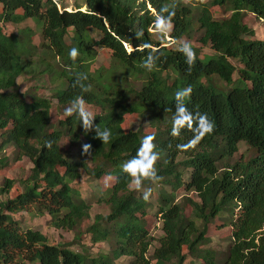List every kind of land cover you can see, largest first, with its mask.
I'll return each instance as SVG.
<instances>
[{
	"label": "trees",
	"instance_id": "trees-1",
	"mask_svg": "<svg viewBox=\"0 0 264 264\" xmlns=\"http://www.w3.org/2000/svg\"><path fill=\"white\" fill-rule=\"evenodd\" d=\"M190 1L202 6L200 41L211 44L215 55L171 47L193 29V9L180 0H86L73 9L62 0H0V175L8 167L3 156L8 146L16 149L15 161L28 157L33 164L24 189L0 201V264H115L124 256L135 264H184L189 257L201 264H264V41L253 39L255 31L244 23L247 13L264 19V0H213L210 6ZM222 6L231 16L217 20L211 9ZM30 19L42 22L50 56L65 65L60 73L65 84L55 97L74 113L58 125L49 99L28 98L18 88L36 48L8 35L4 24ZM158 24L171 26V45L153 39L150 30ZM97 49L110 51L121 79L106 81L102 72H92ZM213 77L224 86L218 88ZM131 79L142 80L141 88ZM83 104L93 109L84 113ZM135 114L146 117L155 133L126 129V117ZM66 138L80 146L77 158L64 155ZM242 142L256 156L232 165ZM179 156L185 160L178 162ZM88 158L96 162L93 170ZM82 172L113 179L106 198L111 213L97 215L88 229L95 244L116 241L112 257L52 245L14 217L35 208L56 229H78L91 212L74 187ZM134 182H161L173 192L185 188L200 199L188 198L192 219L173 194L159 191L161 205L153 217L162 222L163 236L150 258L153 237L145 221L150 202L131 190ZM4 187L3 193L17 189L11 179ZM221 218L227 223L220 228H228L231 238L224 262L214 250L202 249L210 223Z\"/></svg>",
	"mask_w": 264,
	"mask_h": 264
},
{
	"label": "rangeland",
	"instance_id": "rangeland-1",
	"mask_svg": "<svg viewBox=\"0 0 264 264\" xmlns=\"http://www.w3.org/2000/svg\"><path fill=\"white\" fill-rule=\"evenodd\" d=\"M63 4L68 9H73L77 6H83L86 0H62ZM213 0H204L205 6H210ZM183 5H189L193 9V29L190 35L183 39L176 41L171 47L174 49L179 48H197L201 57L215 55V51L212 49L211 44L204 45L201 43L203 32L199 26V16L202 11V6H195L190 0H180ZM213 17L217 20L227 19L231 16V10L225 7H214L211 9ZM244 23L255 31V37L253 39L264 41V19L258 18L251 13L245 15ZM42 22L37 19H30L21 24H4V30L8 35H17L23 40L29 41L31 47H35V54L29 57L31 60V68L23 76L17 80L19 91L26 95L28 98L32 96L43 97L49 99L52 104V120L55 125H58L59 121L64 119L66 115H72L74 109L70 106H63L58 103L56 99V93L58 89L65 84L64 78L60 76V73L64 69L65 65L59 61L58 58H52L47 48L48 41L43 39L42 36ZM171 26H165L158 24L154 26L150 32L156 42L167 43L171 45L174 41L169 35ZM72 34L66 38L67 45L71 44ZM96 40L99 39L98 34H94ZM168 45V46H169ZM231 62L239 69L241 64L238 60L231 59ZM92 72H102L105 75V80L118 81L121 79L122 72L118 70L114 61L112 60L111 53L107 49H97L95 60L92 62ZM237 78V76H235ZM132 85L137 89L142 86V80H130ZM208 83L207 80H204ZM212 82L218 87L224 86V83L218 77H213ZM225 92V91H224ZM226 93V92H225ZM82 109L90 111L89 106L83 104ZM100 109L96 110L99 114ZM95 113V112H94ZM125 128L134 131L141 130L143 134L152 135L156 129L152 127L147 118L142 114H135L126 117ZM1 135V134H0ZM1 144V136H0ZM80 146H73L70 143L69 138H66L62 142V151L66 156H73L77 158L79 156ZM16 149L13 146L5 148L3 156L9 158L8 167L0 175V201H7L17 196V192L24 189V182L30 177L31 170L33 168L32 161L28 157H23L20 161H15ZM256 156V151L248 144L242 142L239 145V151L233 155L230 163L236 164L238 162H247ZM185 160L184 156H179L178 162ZM226 164V161L218 162L217 165L222 169ZM88 165L91 170L96 166L91 158H88ZM191 169L185 170L183 181L185 184L189 181ZM6 179H11L15 182L17 189L4 192V183ZM112 178L96 179L88 173L82 172L81 179L74 183V187L80 192L81 197L91 205L90 218L83 221L81 226L74 230L68 231L64 229H56L51 224V218L45 214L43 216L38 215L35 208H31L29 212H21L15 214V219L19 220L23 229H33L40 231L47 238L48 242L52 245H69L70 249L74 251L84 250L92 257L101 255L111 256L116 247V241L110 239L108 241L95 244L91 241V236L88 234V229L94 224L95 217L97 215L108 216L111 213L109 203L106 201L107 188L111 186ZM131 190L135 191L137 195H144L150 202V206L147 209L146 226L150 229V236L153 237L152 245L149 248L147 258H150L156 247L159 246L158 239L163 236L162 222L154 223V215L158 212L161 201L159 198V191L163 190L170 196L175 198V202L182 204L186 208V214L189 218L196 219L193 213V208L188 204V198L194 201H200L197 193L188 191L185 188H181L173 192V187L161 182H134L130 186ZM224 223H227L226 218L214 219L210 223V229L208 231L209 243L204 245L202 249L214 250L217 253L218 262H224L228 255V249L230 247L231 238L228 228H220ZM198 224L202 226V221L198 220ZM202 228V227H201ZM134 258L124 256L116 261L115 264H135ZM155 264V262H152ZM173 264V263H169ZM184 264H201V261L189 257Z\"/></svg>",
	"mask_w": 264,
	"mask_h": 264
}]
</instances>
